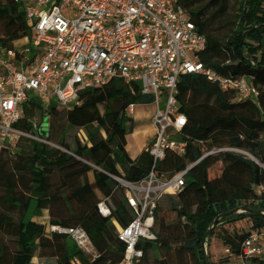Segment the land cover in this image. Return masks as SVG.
I'll use <instances>...</instances> for the list:
<instances>
[{
  "label": "trees",
  "instance_id": "1",
  "mask_svg": "<svg viewBox=\"0 0 264 264\" xmlns=\"http://www.w3.org/2000/svg\"><path fill=\"white\" fill-rule=\"evenodd\" d=\"M179 3L206 38L201 62L221 75L252 76L259 95L256 101L231 102V94L223 99L219 87L202 75L182 78L180 89L185 93H206L221 111L248 113L251 133L245 136L229 129L201 144L191 136L186 155L169 153L155 166L157 175L171 177L194 165L181 192L164 195L156 204L155 239L137 244L142 257L135 264H208L204 244L218 225L248 217L251 229L264 227V215L259 212L264 211V0ZM25 34L30 37L18 5L14 0H0V50H18L23 45L19 47L10 38ZM129 90L127 84L115 80L84 91L80 103L71 108L57 110L51 105L45 139L52 145L21 138L15 153L8 146L0 151V264H64L55 258V245H66L71 237L51 231L52 226L81 228L87 234L96 256L88 259L74 243L82 264L123 262L126 246L117 233L134 220L135 213L128 205L126 189L116 178L127 180L131 169L145 176L154 166L148 154L152 139L137 158L127 150V136L150 124V118L137 120L125 115L122 98ZM151 100L137 95L129 102ZM181 111L187 115L184 108ZM37 113L42 117L39 104L26 103L18 127L31 133V121ZM213 148L241 152L222 151L203 158ZM215 172L231 174L239 183L214 190ZM53 189L59 193V210H48ZM186 199H190L188 206L184 205ZM33 202L34 212L27 219ZM101 202L110 209L108 217L99 213ZM241 208L245 211L236 214ZM46 210L47 225L41 219ZM248 233L221 229L218 236L225 247L239 255Z\"/></svg>",
  "mask_w": 264,
  "mask_h": 264
},
{
  "label": "built area",
  "instance_id": "2",
  "mask_svg": "<svg viewBox=\"0 0 264 264\" xmlns=\"http://www.w3.org/2000/svg\"><path fill=\"white\" fill-rule=\"evenodd\" d=\"M30 31L18 50H0V151L28 138L52 145L40 136L42 122L32 120V132L18 125L24 105L34 101L43 115L50 106L61 110L80 103L81 94L120 80L130 88L122 98V110L134 118L137 106L151 107L153 130L148 154L153 169L136 180L116 178L126 189L134 220L118 229L125 244L121 264H135L142 257L137 244L154 240L153 210L164 195H176L185 186L191 165L171 177L157 175L155 166L171 153L184 156L188 150L190 121L176 99L182 78L199 74L216 84L221 93L236 102L256 101L259 92L252 76L233 78L217 73L200 60L207 41L179 0H14ZM138 85V87H136ZM151 97L150 103H130V97ZM202 143L201 141H197ZM241 152L235 148H213L205 153ZM263 189V188H261ZM188 206L190 203H186ZM103 217L110 215L105 202L98 204ZM244 211V210H243ZM264 215V211H259ZM66 232L77 247L88 251L91 243L81 228ZM228 259L237 264H264V227L251 229L239 255L225 247ZM73 264H82L75 259Z\"/></svg>",
  "mask_w": 264,
  "mask_h": 264
},
{
  "label": "rangeland",
  "instance_id": "3",
  "mask_svg": "<svg viewBox=\"0 0 264 264\" xmlns=\"http://www.w3.org/2000/svg\"><path fill=\"white\" fill-rule=\"evenodd\" d=\"M22 36V35H21ZM21 36H13L10 38L11 41L15 42L19 47L24 45L25 40ZM179 95L176 96V99L180 105V107L186 110L188 115V119L191 124V128L189 131L190 136L198 138L199 141H209L212 137L223 133L229 129H234L240 132L242 135H249L251 132L248 130L247 125L250 122V115L243 111H233V112H224L214 107L211 103L212 98L206 93L195 94V93H185L181 89H179ZM226 94L230 93H221V97L223 99L227 98ZM231 102H236L231 94ZM149 109L151 107L147 106H137L135 109V113L133 117H141L149 114ZM32 120H36L37 122H42L41 129L39 131L40 136L46 135L47 124L49 122V115L46 113L42 114V117L37 113L34 115ZM128 129V126H126ZM146 133L150 134V130L143 129L140 132V135L143 136ZM82 135V133H80ZM262 140H264V134L262 135ZM260 161H258L259 163ZM261 164V163H260ZM9 169V167H8ZM217 175V178L212 183V188L214 190L231 184H238L239 179L234 177L231 174L227 173H214V176ZM213 176V175H211ZM64 197V193L61 194ZM59 193L53 189L50 191V204L48 210H59V204L57 202V197ZM187 204L190 203L186 202ZM184 205H186L184 203ZM35 208V202L31 204L29 212L27 214V219H30ZM48 210L43 212L42 221L47 225L48 222ZM244 209H239L235 213L240 214ZM245 211V210H244ZM232 219H235L233 217ZM222 230H227L229 232L235 231L236 233H248L251 230V220L247 217L243 220H239L237 222H232L229 224H220L214 230L213 234L209 236L204 244V254L207 259L208 264H237L235 259H228L224 254L225 246L223 245L218 233ZM76 247L72 238L70 239L68 244L58 243L55 245V258L64 262V264H73L75 259H80L76 254ZM83 252V251H82ZM83 254L90 260L94 259L96 256V251L91 246L88 251H84ZM35 262H39V259H34ZM49 264V262H47Z\"/></svg>",
  "mask_w": 264,
  "mask_h": 264
},
{
  "label": "crops",
  "instance_id": "4",
  "mask_svg": "<svg viewBox=\"0 0 264 264\" xmlns=\"http://www.w3.org/2000/svg\"><path fill=\"white\" fill-rule=\"evenodd\" d=\"M153 110L149 109V114L146 116H141V117H134L137 120H145L147 118H150L152 115ZM150 130V134L146 133L145 135L141 136L140 132L143 129H148ZM153 136V130L150 126V124L148 126H145L143 128H140L138 130H136L135 132H133L132 134L127 136V150L130 153V156L132 158H137L141 152L145 149L146 145L149 143V141L152 139ZM129 171H133L136 173V176L134 177L133 180H136L140 177V173L131 169ZM128 176V174H127ZM128 179H130L128 177ZM131 180V179H130Z\"/></svg>",
  "mask_w": 264,
  "mask_h": 264
},
{
  "label": "bare ground",
  "instance_id": "5",
  "mask_svg": "<svg viewBox=\"0 0 264 264\" xmlns=\"http://www.w3.org/2000/svg\"><path fill=\"white\" fill-rule=\"evenodd\" d=\"M135 176H136V173H135V172H133V171H129V172H128V177H129L131 180H133ZM188 202H190V199H188Z\"/></svg>",
  "mask_w": 264,
  "mask_h": 264
},
{
  "label": "water",
  "instance_id": "6",
  "mask_svg": "<svg viewBox=\"0 0 264 264\" xmlns=\"http://www.w3.org/2000/svg\"><path fill=\"white\" fill-rule=\"evenodd\" d=\"M216 224H217V223H216ZM216 224H215V225H216ZM213 227H214V226H213ZM203 250H204V249H203ZM206 260H207V259H206Z\"/></svg>",
  "mask_w": 264,
  "mask_h": 264
}]
</instances>
